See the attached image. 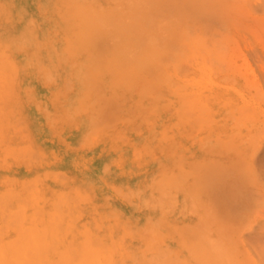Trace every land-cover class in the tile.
I'll return each instance as SVG.
<instances>
[{"label": "rangeland", "instance_id": "374dc122", "mask_svg": "<svg viewBox=\"0 0 264 264\" xmlns=\"http://www.w3.org/2000/svg\"><path fill=\"white\" fill-rule=\"evenodd\" d=\"M0 55L3 256L264 264V0H0Z\"/></svg>", "mask_w": 264, "mask_h": 264}, {"label": "bare ground", "instance_id": "6f19581e", "mask_svg": "<svg viewBox=\"0 0 264 264\" xmlns=\"http://www.w3.org/2000/svg\"><path fill=\"white\" fill-rule=\"evenodd\" d=\"M208 46H209V45H208ZM208 46L206 45L205 47H208ZM208 50H209V49H208ZM2 53H3V52H2ZM0 56H1V55H0ZM221 74H222V73H221ZM224 80H225V79H224ZM261 82H262V81H261ZM259 85H260V84H259ZM263 85H264V79H263ZM261 86H262V85H261ZM261 86H260V87H261ZM169 104H170V103H169ZM182 105H183V104H182ZM166 106H168V105H166ZM168 108H169V107H168ZM180 110H181V109H180ZM175 111H176V110H175ZM177 111H178V110H177ZM177 111H176V112H177ZM183 113H184V112H183ZM187 114H188V113H187ZM189 114H190V113H189ZM184 116H185V115H184ZM178 118H180V117H178ZM182 121H183V120H182ZM175 122H176V121H175ZM176 123H177V122H176ZM174 124H175V123H174ZM257 125H258V124H256V125L254 126L253 131L250 132L249 135L246 136V139H247V138L249 139V140H248V141H249V145H248V144H247V145L250 147V150L248 151V154H250V153L252 154V155H251V156H252L251 161H253V164H254V162H255V164H258L259 167L264 168V147L262 146V147H261L262 149L260 148L261 152H260V150H259L258 147H255V140H256V137H257L258 130H259V125H258V126H257ZM176 126H177V125H176ZM181 126H183V125H181ZM262 128H263V127H262ZM184 130H185V129H184ZM251 133H252V134H251ZM248 146H245L244 148H246V147H248ZM246 149H247V148H246ZM251 151H252V152H251ZM240 152H241V151H240ZM240 165H241V164H239V167H240ZM263 176H264V173H263ZM253 177H254L253 174L248 175V178H249L250 180H253ZM242 178H243V177H241V178H240L241 181H238L237 183L239 184L240 182H242V183L239 184V185L242 186V188H240V189H244V193H247V195H248V197H247V201L249 200V203H250V202L252 203L253 201H255V202L260 201V200L263 198V195L258 193V191L256 190V187H254L255 192L253 193V195H252V193H250V192H251V189L248 188V191H247V190L245 189V187H244V183H245L244 180H245V178H244L243 180H242ZM243 187H244V188H243ZM262 187L264 188L263 185H262ZM236 190H237V189H236ZM242 191H243V190H242ZM242 191L240 190V192H242ZM237 194H238V193H237ZM242 194H243V193H242ZM9 195H10V193H9ZM247 195H245V196H247ZM4 197H5V196H4ZM260 197H261V199H259ZM248 198H249V199H248ZM258 199H259V200H258ZM244 200H245V199H244ZM263 200H264V198H263ZM263 200H262V201H263ZM245 203H246V200H245ZM0 205H1V203H0ZM250 206H251V205H250ZM252 207H253V206H252ZM252 207H250V208H252ZM256 208H257V206H256ZM252 210H253V208H252ZM254 210H256V209H254ZM252 212H254V211H252ZM12 213H13V215H14L15 212H12ZM12 213H11V216H13ZM24 213H25V211H24ZM51 214L54 215L53 213H51ZM19 215H20V214H19ZM21 215H23V212H22ZM25 215H27V214H25ZM16 216H17V215H16ZM23 216H24V215H23ZM23 216H22V218H20L21 220L23 219ZM38 216H39V215H37V217H38ZM18 217H19V216H18ZM18 217H15V219L19 220ZM26 217H29V216H26ZM26 217H25V219H26ZM32 217H33V216H32ZM32 217H30V219L28 218V220H29L31 226H30V227H27L28 229H30V232H29V230H28V233H30L31 235L28 234V233H26L27 235H26V234L24 235V236H26V237H25L23 240H20V239H22L21 237H23V236H21V237L19 236V229H18V231H17V232H18V236H16V237H20L19 240H20L21 242H24V243H23L24 245H21V247H19V244H20L21 242H19L17 238H16L17 240H16V239L13 240L15 243H17L18 246L15 245L17 248L19 247V248L21 249L22 246H23V247H25L26 249H29V248H30V249L32 250L31 246H32V247L34 246V245H32V244H33L32 241H30V240H33V238L35 237V235H37L36 233L38 232V230H37V232H36V231H35V228H36L35 225H32V224H31V221H30V220H31ZM37 217L34 216L33 219H36ZM50 217H51V216H50ZM54 217H55V216H54ZM51 218H52V217H51ZM199 218H200V217H199ZM69 224H70V223H69ZM69 224H68V225H69ZM68 225H67V227H68ZM34 227H35V228H34ZM84 227H85V226H84ZM43 228H44V227H43ZM43 228H42V229H43ZM25 229H26V228H25ZM25 229H24V230H25ZM68 229L71 230V233H70V235L68 236V240H72V239H73V236H72V230H74V229L71 228V224H70V226H69ZM84 229L86 230V227H85ZM84 229H83V230H84ZM203 229H204V227H203ZM20 230H21V229H20ZM26 230H27V229H26ZM90 230H91V228H90ZM206 230H208V229H206ZM253 230H254V229H253ZM40 231H41V230H40ZM50 231H51V233H52V232H55V230H53V231L50 230ZM81 231H82V230H81ZM88 231H89V229H88ZM25 232H26V231H25ZM31 232H32V233H31ZM41 232H44V233H45L46 231H45V229H44V231L42 230ZM68 232H69V231H68ZM68 232H67V233H68ZM77 232H78V231H77ZM89 232H91V231H89ZM119 232H120V230H119ZM124 232H125V231H123V234L125 235ZM207 232H208V231H207ZM252 232H253V231H252ZM252 232L248 233L247 236H248V240L251 241V242L253 241V243H254V245H253V243H251V246H252V245L255 246L257 240H259V237H258V233H257V232H254V233H252ZM44 233H43V234L40 233V236H41V235H42V237L45 236L46 233H45V234H44ZM48 233H50V232L48 231ZM51 233H50V234H51ZM65 233H66V232H65ZM126 233H127V232H126ZM20 234H21V232H20ZM34 234H35V235H34ZM53 234H55V233H53ZM53 234H52V235H53ZM73 234H74V232H73ZM79 234H80V233H79ZM85 234H86V233H83L84 237H86L87 240H90V238L88 239V237L86 236V235H88V234H86V235H85ZM21 235H22V234H21ZM52 235H51V237H52ZM124 235H122V238L124 237ZM205 235H207V234H205ZM29 236H30V237L34 236V237H32V239H31V238L29 239ZM54 236H55L54 238H55L56 242H57V239H58V240H61V241L63 240V238H59V236L57 235V233H56ZM64 236H66V235H64ZM64 236H63V237H64ZM80 236H82V235L80 234ZM125 236L127 237V234H126ZM42 237H41V238H42ZM237 237H238V236H237ZM37 238H38V237H37ZM37 238L35 239V242H36V240H38ZM43 238H44V237H43ZM66 238H67V237H66ZM186 238H187V237H186ZM198 238H199V237H198ZM44 239H45V238H44ZM74 239H75V237H74ZM74 239H73V240H74ZM79 239H80V238H79ZM94 239H96V238H94ZM120 239H121V236H120ZM123 239H126V238H123ZM206 239H208V238H206ZM238 239H240V236L238 237ZM48 240H49V238H48ZM121 240H122V239H121ZM189 240L191 241V239H189ZM13 241H11V242H13ZM49 241H51V240H49ZM64 241H66V240H64ZM80 241H81V239H80ZM122 241H123V240H122ZM207 241H208V240H207ZM210 241H211V240H210ZM210 241H209V242H210ZM11 242H7V241H5L3 245H0V264H19V262L21 263V262L23 261V257H22V256H25V257H26V255L23 253L24 251H21V250H25V249L22 248L20 251H18V252H19V255L17 256V257L19 258V256L22 255V256H21V257H22V260H20V259H19V260H16V255L13 256L14 258L11 257V256H10L9 258H6V254H8V256H9L10 250L13 249V248L15 247V246H14L15 243H12V244H11ZM18 242H19V244H18ZM29 242H31L32 244L29 243ZM41 242L43 243L44 240L41 241ZM62 242H63V241H62ZM77 242H79V241H77ZM90 242H91V240H90ZM90 242H89V244H91ZM113 242H114V241H113ZM197 242H198V241H197ZM197 242L194 241L193 244H195V243H197ZM38 243H40V240H39ZM71 243H74V242H71ZM84 243H85V245H86L85 247H87V253H88V254L85 252V251H86V250H85L84 252H85L87 255L84 254V252H83L81 255L84 254V255H86L87 257H88V255H89V259L91 260L93 254L91 255V258H90V254H89V252L91 253V252H93V250H95V249H93V248H92L93 250L90 249V248L87 246V244H86L87 241H85ZM84 243L81 244L82 246L80 245L81 248H84V246H83ZM222 243H223V242H221L220 244H222ZM225 243H226V242H225ZM21 244H22V243H21ZM29 244H30V245H29ZM50 244H51V242H50ZM67 244H68V243H67ZM197 244H198V243H197ZM202 244H203V243H200V245L198 244V246H202ZM212 244H213V242H212ZM220 244H219L220 247L218 246L219 248L216 247L217 245H215V247H213L214 251H216L215 253L218 252L217 254H219L220 251H221L220 253H222L223 251H225V248H224L225 245L223 244V247H222ZM11 245L13 246V248L11 247ZM41 245H42L41 243L38 245L39 248H42L43 245H42V246H41ZM59 245H60V244H59ZM113 245H114V244H113ZM113 245H112V246H113ZM47 246H48V245H47ZM47 246H46V243H45V246H44V247L48 248ZM50 246H51V245H50ZM62 246H63V245H62ZM65 246H66V245H65ZM89 246H90V245H89ZM186 246H187V245H186ZM191 246H192V243H191ZM209 246H213V245L210 244ZM253 246H252V247H253ZM16 247H15V248H16ZM90 247H91V246H90ZM192 247H193V246H192ZM192 247H191L190 249H193ZM230 247H231V246H230ZM19 248H18L17 250H19ZM37 248H38V247H37ZM37 248H36V249H37ZM53 248H54V246L51 247L52 251H53ZM62 248H63V247H62ZM67 248H68V247H67ZM147 248H148V246H147ZM188 248H189V247H188ZM195 248H196V247H195ZM201 248H203V249H202V251H203V250H204V247H201ZM215 248H217V249L215 250ZM222 248H223V249H222ZM36 249H35V251H36ZM44 249H45V248H44ZM68 249H69V248H68ZM72 249H75V248H72V247H71V249H69V250L71 251ZM89 249H90V251H88ZM96 249H97V246H96ZM149 249H150V248H149ZM213 249H212V250H213ZM219 249H220V251H218ZM221 249H222L223 251H222ZM17 250L15 249L16 252L14 251V253H17ZM33 250H34V249H33ZM40 250H41V249H40ZM112 250H113V249H112ZM194 250H195V249H194ZM196 250H197V249H196ZM196 250H195V251H196ZM212 250H211V251H212ZM27 251H28V250H27ZM27 251H26V254L29 256L30 253H28V252H29L30 250H29L28 252H27ZM52 251H51L50 254H49V255H51V256L54 255V252H52ZM64 251H65V250H64ZM191 251H192V250H191ZM197 251H198V250H197ZM202 251H201V252H202ZM255 251H256V250H255ZM30 252H34V251H30ZM40 252H41V251H40ZM40 252H39V253H40ZM71 252H72V251H71ZM71 252H69V254H70ZM148 252H149V251H148ZM193 252H194V251H193ZM199 252H200V251H199ZM203 252H204V251H203ZM207 252H210V251H207ZM3 253H6V254H4V256H3ZM20 253H22V254H20ZM37 253H38V252H37ZM39 253H38V255H39ZM60 253H61V252H60ZM65 253H66V251H65ZM73 253H74V252H73ZM93 253L95 254V252H93ZM189 253H190V252H189ZM194 253H195V252H194ZM210 253H211V252H210ZM256 253H257V252H256ZM33 254H34V253H33ZM44 254H46V253H43V258H44V257L46 258V256H45ZM201 254H203V253H201ZM217 254H214V255H216L217 257L220 255L221 257H218V258H220V260H222V261L220 262L216 256H215V257H216L217 259L215 258L214 261L218 260L219 263H222V264H223V262L225 261L224 258L226 257V252H225L224 254L222 253V255H225V256H222L221 254H219V255H217ZM232 254H233V253H231V255H232ZM260 254H262L261 251L259 252V255H258L259 258L261 259ZM35 255H37V254L35 253ZM49 255H48V256H49ZM64 255H66V254H64ZM143 255H144V253H143ZM192 255H194V254H192ZM192 255H191V256H192ZM196 255H197V254H196ZM205 255H206V254H205ZM205 255H203V256L205 257ZM209 255H212V253L209 254ZM214 255H212V256H213L212 259H214ZM231 255H230V256H231ZM30 256H31V254H30ZM48 256H47V259H48ZM54 256H56V255H54ZM86 256L83 257V258H85V259L81 258V259H83L85 262L87 261L86 259H88ZM98 256H99V253H98ZM98 256L93 255V258L95 257V259H96ZM198 256H200V255H198ZM203 256H202V257H203ZM212 256H211V257H212ZM230 256H229V257H230ZM232 256H233V255H232ZM232 256H231V258H232ZM234 256H235V255H234ZM143 257H144V256H143ZM196 257H197V256H196ZM200 257H201V256H200ZM204 257H203V258H204ZM32 258H33V257H32ZM40 258H41V257H40ZM43 258H42V260H41V259H38V263L35 262V264H47L46 262H47L48 260H47V261L44 260V261H46V262L43 263V262H44V261H43ZM197 258H199V257H197ZM205 258H206V257H205ZM221 258H223V259H221ZM50 259H52V258H50ZM50 259H49V260H50ZM57 259H58V258H57ZM63 259H64V258H63ZM71 259H72V261L74 260L73 257H71ZM71 259H70V260H71ZM81 259H80V261H81ZM89 259H88V262H89ZM97 259H101V258H97ZM97 259H96V260H97ZM102 259L105 261L104 258H102ZM148 259H149V258H148ZM225 259H226V258H225ZM67 260H68V262L65 261L66 264H67V263H72L71 261H69V259H68V255H67ZM96 260L92 259V260L89 262V264H102V263H99V260H97V261H96ZM150 260L152 261V258L149 259L148 261H150ZM202 260H203V259H202ZM207 260H209V259H207ZM207 260H206V261H207ZM223 260H224V261H223ZM227 260H228V259H227ZM62 261H63V260H61V261H59V262H62ZM84 261H83V262H84ZM135 261H136V260H135ZM151 261H150V262H151ZM199 261H201V259H200ZM204 261H205V260H204ZM214 261H211V262H210V260H209V263H208V264H211V263L214 262ZM218 261H217V262H218ZM232 261L234 262V259H233ZM261 261H262V260H261ZM25 262H26V259L24 258V261H23L21 264H23V263L25 264ZM30 262H32V261H30ZM78 262H79V260H78ZM85 262H84V263H85ZM102 262H103V261H102ZM105 262H106V261H105ZM122 262H123V261H122ZM237 262H238V261H237ZM262 262H263V261H262ZM32 263H33V262H32ZM50 263L52 264L51 260H50ZM63 263H64V262H63ZM73 263H75V262L73 261ZM73 263H72V264H73ZM81 263H82V261H81ZM103 263H104V262H103ZM107 263H108V261H107ZM107 263H106V264H107ZM156 263H157V261H156ZM197 263H198V262H197ZM202 263H204V262H202ZM226 263H228V262L226 261ZM26 264H27V262H26ZM33 264H34V263H33ZM60 264H61V263H60ZM77 264H78V263H77ZM79 264H80V262H79ZM86 264H87V263H86ZM108 264H109V263H108ZM110 264H111V263H110ZM121 264H122V263H121ZM190 264H191V263H190ZM249 264H259V263H256V262H253V261H251V262L249 261Z\"/></svg>", "mask_w": 264, "mask_h": 264}]
</instances>
